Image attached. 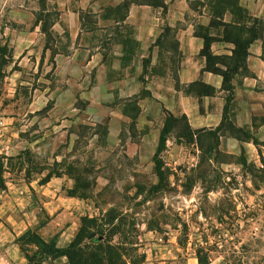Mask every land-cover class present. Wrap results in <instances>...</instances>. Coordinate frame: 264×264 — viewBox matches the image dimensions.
<instances>
[{"label": "rangeland", "instance_id": "rangeland-1", "mask_svg": "<svg viewBox=\"0 0 264 264\" xmlns=\"http://www.w3.org/2000/svg\"><path fill=\"white\" fill-rule=\"evenodd\" d=\"M188 1L218 21L214 0ZM130 6L104 1L98 15L76 13L72 27L59 0H0V167L11 174L3 177L64 178L91 219L86 236L104 234L114 264H264V111L253 133L239 126L241 103L256 101L234 93L216 131L192 140L187 122L173 128L170 117L182 115L169 109L168 90L158 97L150 84L165 79L188 92L176 35L164 26L142 50L123 23ZM251 138L255 147L244 143Z\"/></svg>", "mask_w": 264, "mask_h": 264}, {"label": "crops", "instance_id": "crops-1", "mask_svg": "<svg viewBox=\"0 0 264 264\" xmlns=\"http://www.w3.org/2000/svg\"><path fill=\"white\" fill-rule=\"evenodd\" d=\"M104 1L108 0H76L75 8H71L73 0H59V4L64 6V22L73 27L76 13L81 11L98 15ZM238 1L250 17L264 21V0ZM165 4L167 12L164 16L162 8L132 4L128 7L123 23L136 31V39L145 51L157 44L164 26L175 33L182 59L179 67L180 85L189 89L195 83H202L214 92L208 95L188 89V92H184L183 88L176 89L173 81L169 83L160 78L154 80L150 88L154 89L158 97L162 93L159 90H168L165 100L169 109L173 113L179 111L185 115L194 133L216 131L226 119L230 102L229 92L224 89L223 76L206 69V60L201 56L204 41L195 36L196 26L201 24L210 27L209 20L192 9L188 0H165ZM224 22H233L230 13L225 16ZM211 35L217 38L211 44L213 54L232 56L234 45L224 41L222 36ZM263 45L264 42L259 40L249 48L247 69L251 75L242 77L236 74L232 82L236 96L255 98L254 104L242 102L238 115L239 126L250 127L252 133L253 117L264 111V97L261 96L264 92L259 87L260 81L264 79ZM153 54L156 55V52ZM255 135V139L259 140V133ZM235 141L236 144L240 142L237 139ZM249 141L244 142L245 145L254 146L255 140L251 138ZM232 153L238 155L236 151ZM30 179L20 185L12 180L6 181L4 177V186L0 188V264H71L68 256L60 251L68 249L81 228L82 201L66 193L62 177L54 176L45 182ZM30 232H35L46 244L53 245L58 253L49 255L38 246L26 243L25 237Z\"/></svg>", "mask_w": 264, "mask_h": 264}, {"label": "trees", "instance_id": "trees-1", "mask_svg": "<svg viewBox=\"0 0 264 264\" xmlns=\"http://www.w3.org/2000/svg\"><path fill=\"white\" fill-rule=\"evenodd\" d=\"M126 4L127 6L132 4L148 5L162 9L166 7L165 0H126ZM208 7H210L213 12V18L218 20H212L210 22V27L215 29L223 28V40L233 44L235 47L232 56H218L213 54L211 51V44L217 38L211 35L210 27H205L201 24L197 25L195 29V36L201 38L204 41V48L202 49L201 56L206 60V69L210 72H214L223 76L224 89L229 92L228 101L230 102L231 98L234 96L235 89L232 83L233 79L236 74H241V72L246 69L250 46L255 41L260 40L264 42V21L250 17L248 13L240 6L238 0H214L208 4ZM228 13H230L233 17V22L230 24L224 22V18ZM171 31V29H168L166 32L169 33ZM173 46L175 47L176 51H178L179 43L177 40L175 43H173ZM195 86H199L201 90H195ZM203 89H207L208 91H204ZM188 91H195L198 94L206 95L212 94L214 92L211 87L202 83L193 84L190 86ZM178 121L187 122V128L193 140L195 134L189 126L187 117L185 115H182L180 118L171 116L169 119V124L174 128ZM169 132L170 131L167 129V127L164 128L160 136V147L165 145L167 141V134ZM178 138L181 139L183 136H178ZM156 165L159 182L163 183L165 180V172L162 171L161 165L157 159ZM3 175L4 170L1 166L0 188L4 186ZM51 177L53 176L46 175L44 179L41 180V182H45ZM86 220L91 219L82 218V225L78 234L67 250L60 251L61 254H66L71 264H114L110 258L111 253L106 251L101 245L105 239L104 234L99 235V237H103L102 241H100L99 238H96L98 235H91L90 237L86 236V232L84 231ZM116 235L118 234H115L114 236ZM25 238L26 243L38 246L49 255H55L58 253V250L54 249L53 245L46 244L35 232L28 233ZM80 243H84L85 245L80 247ZM33 260L34 259H32V261Z\"/></svg>", "mask_w": 264, "mask_h": 264}]
</instances>
